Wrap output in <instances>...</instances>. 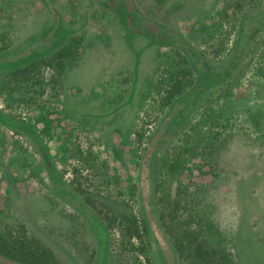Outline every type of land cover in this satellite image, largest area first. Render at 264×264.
I'll return each instance as SVG.
<instances>
[{"label":"rangeland","instance_id":"374dc122","mask_svg":"<svg viewBox=\"0 0 264 264\" xmlns=\"http://www.w3.org/2000/svg\"><path fill=\"white\" fill-rule=\"evenodd\" d=\"M52 1L73 56L0 70V264H264V0ZM54 22L0 0V52Z\"/></svg>","mask_w":264,"mask_h":264},{"label":"trees","instance_id":"16d2710c","mask_svg":"<svg viewBox=\"0 0 264 264\" xmlns=\"http://www.w3.org/2000/svg\"><path fill=\"white\" fill-rule=\"evenodd\" d=\"M45 4H47V8L50 9V12L55 15V22L47 27H45L42 37L40 36L39 41L35 40V45H43V50L40 51H36L37 48L35 49V51L33 52V54L30 56H22V55H18V53L20 52V48L19 47H15L11 50H6L4 52H0V70H4V71H12V70H16L18 68H22V69H18L16 70L14 73L9 74L10 76H16L18 75L20 78V82H21V88L20 90L23 91V93L30 91V86H28V84L32 83V79H28L26 76L28 75V73H30V69L32 67H35L36 65L39 64H43V66H48L50 68H52L54 71L57 70L58 74L60 73V68L59 65H61L62 60L67 59V57H71L73 56V53H69V55L64 56L63 57H59V55H61L62 53H66L69 52V50H72L74 48H72L73 45V40L75 39L74 37L76 36L77 32L73 31L67 27H65L63 25V22H61L58 18H56L57 15V11L53 10V6H52V0H44ZM127 18V17H126ZM142 19L144 20V17H142ZM144 23V22H142ZM141 28L147 30L149 33L156 35V32L153 30V28L151 26H147L146 24L143 25H139ZM159 30L161 31L162 28H159ZM162 36L166 39V34H162ZM156 37V45H159L162 41L161 40V36L160 34L155 36ZM162 37V38H163ZM43 40V41H42ZM42 41V42H41ZM136 54V53H135ZM137 55V54H136ZM43 58L42 60L38 61L37 63H34L32 65H30L33 62H36L37 60ZM28 65H30L28 67ZM41 83V80L38 79L36 81V84ZM8 86H10V81L7 83ZM42 94H39L38 97H40ZM35 98V97H34ZM37 100V99H35ZM0 122L6 124L7 126H18L19 128H23L25 129L29 134H34L33 133V129H31L29 126L25 125V124H21L19 122H16L15 120L9 118V117H0ZM33 141V139H32ZM35 141V140H34ZM33 141V142H34ZM36 148H38V146H40L39 144H36V142H34ZM53 164L55 165L54 161ZM59 182L61 183V180L59 179ZM3 244V243H2ZM7 244V243H5ZM4 246V244H3ZM7 247V245H5V248ZM25 257V256H23ZM29 258H32L29 256ZM21 262H26L24 261L25 258L20 259ZM32 260V259H31ZM39 264V263H37Z\"/></svg>","mask_w":264,"mask_h":264},{"label":"crops","instance_id":"0c3cea01","mask_svg":"<svg viewBox=\"0 0 264 264\" xmlns=\"http://www.w3.org/2000/svg\"><path fill=\"white\" fill-rule=\"evenodd\" d=\"M44 4H45V2H44ZM45 6H46V8H47V4H45ZM44 28H45V27H44ZM44 28H43V31L46 29V28H45V29H44ZM71 30H72V29H71ZM73 31H76V32L78 33V30H73Z\"/></svg>","mask_w":264,"mask_h":264}]
</instances>
